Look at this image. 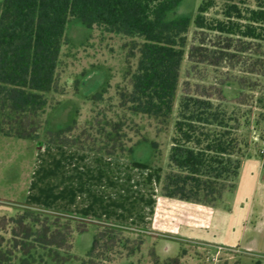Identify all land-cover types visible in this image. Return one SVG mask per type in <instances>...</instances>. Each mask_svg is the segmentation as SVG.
<instances>
[{"label":"trees","instance_id":"trees-1","mask_svg":"<svg viewBox=\"0 0 264 264\" xmlns=\"http://www.w3.org/2000/svg\"><path fill=\"white\" fill-rule=\"evenodd\" d=\"M181 1H0V133L39 137L48 93L58 92V63L72 18L89 27L105 26L109 31L143 38L142 43H134L137 66L128 73L129 87L119 88L118 107L162 121L169 119L175 108L192 21L186 16L166 20V13ZM255 1L252 6L248 0H203L198 7L189 59L194 67L208 64L227 67V71L210 84L186 82L175 120L169 166L162 180L165 196L216 206L225 192L235 187L248 148L241 128L250 123V108L254 105L251 92L255 90L252 79L238 72L256 73L257 61L248 67L251 57L246 54H262L264 46V0ZM210 32L215 38H209ZM229 81L241 87L233 100L224 93ZM104 91L94 93L93 100L101 101ZM111 125L106 139H93L103 143L98 151L111 156L132 153L133 147L127 149L121 135L124 118L111 121ZM72 127L48 130L50 141L75 146L69 143ZM49 220L36 217L33 211L0 215V264H36V248L47 250L50 260L42 259L45 264H66L76 259L71 253L73 233L86 227L77 225L72 229L66 225L62 229L59 220ZM8 226L12 238L6 244L2 232ZM119 240L114 230L96 234L81 264H103L104 254ZM180 258L168 257L163 264H178ZM155 261L161 262L159 258Z\"/></svg>","mask_w":264,"mask_h":264},{"label":"rangeland","instance_id":"rangeland-1","mask_svg":"<svg viewBox=\"0 0 264 264\" xmlns=\"http://www.w3.org/2000/svg\"><path fill=\"white\" fill-rule=\"evenodd\" d=\"M202 1L182 0L166 13V20L186 16L190 17L192 22L181 67L175 108L172 116L164 121L147 114L124 111L118 107L119 88L129 87L128 73L133 72L137 66L138 54L133 52L134 43H142L143 38L109 31L105 26L89 27L81 20L72 18L66 28V40L58 63V92L53 90L48 93L49 104L44 115L45 122L39 137L35 138L39 140V144L46 142L62 145L50 141L47 132L72 125L69 143H74L75 146H64L99 152L98 148L103 143L93 139H106L105 133L112 131L111 121L124 118L121 135L126 148L132 146L133 151L112 156L129 158L144 164L142 169L136 172L140 179H143L139 181L141 194L145 197H161L162 180L169 166L175 120L186 82L210 84L221 78V72L227 71V67L216 68L208 64L194 67L189 59V49L195 43L194 19ZM248 1L255 6V0ZM209 35V38H215L214 33L210 32ZM262 49V54H246V57H251L248 67L251 62L257 61L258 64L254 66L257 72H264V46ZM237 68H240V65ZM257 72H238L252 79L255 90L251 92L254 95V105L250 108V123L241 128L247 138L248 148L242 159L235 187L226 191L223 199L213 206L214 212L200 214L207 226L196 229L197 238L188 237L186 232V229L195 228H186L179 223L180 218L182 220L190 209L186 204H181L179 198H172L168 205L169 216L176 218L174 225L178 223L182 226L176 233L169 230L153 231L122 222L96 220L44 205L17 204L10 201L12 198H25L32 174L37 147L35 149L32 140L28 138L13 137L7 140L2 136L0 140V202L7 201L2 203L12 207L7 211L0 208V214L5 212L6 215L13 216L33 211L36 217L40 216L42 220L47 217L49 222L59 220L62 229H65L66 225H71L72 229L77 225L86 227L83 231H74L71 253L76 259L66 264H81L94 244L95 235H100L106 229L114 230V235L120 240L104 254L103 264H163L168 257L177 256L181 257L178 264H264V173L261 168L264 153L260 152L259 141L260 136L264 137V75ZM102 89H105L103 99L94 101V93ZM240 90L241 87L234 81H229L224 87V93L229 100L235 99ZM23 183L26 187H23ZM155 205L156 202L150 209L152 214ZM195 212L192 209L189 213ZM149 217L152 215L149 214ZM38 228L39 224L36 223V229ZM7 229L2 232L6 237V244L10 243L12 238L10 226ZM33 253L36 264H45L43 261L50 260L46 255L47 250L36 248ZM19 255L23 256L22 253ZM109 258L113 261H109ZM157 258L160 263H156Z\"/></svg>","mask_w":264,"mask_h":264},{"label":"crops","instance_id":"crops-1","mask_svg":"<svg viewBox=\"0 0 264 264\" xmlns=\"http://www.w3.org/2000/svg\"><path fill=\"white\" fill-rule=\"evenodd\" d=\"M2 136L7 140L15 137L0 133V140ZM31 140L35 149L37 147L32 174L25 198L10 200L17 204L44 205L96 220L143 226L153 231L169 230L176 233L182 226L192 227L195 230L186 229L187 236L195 238L196 229L207 226L200 214L212 213L215 210L210 205L177 198L181 204L190 207L189 212L192 209L196 212L185 213L179 222L182 226L178 223L174 225L176 218L170 217L168 212L172 197L165 195L145 197L141 194L139 181L143 179H140L136 172L142 169L144 164L136 163L129 158L107 156L100 152H89L46 142L39 144V140ZM261 168L264 173V159ZM23 187H26L25 183ZM2 202L7 201L0 202L1 209L5 211L12 209ZM154 202L156 205L152 214L150 209ZM149 214L152 217H149Z\"/></svg>","mask_w":264,"mask_h":264},{"label":"built area","instance_id":"built-area-1","mask_svg":"<svg viewBox=\"0 0 264 264\" xmlns=\"http://www.w3.org/2000/svg\"><path fill=\"white\" fill-rule=\"evenodd\" d=\"M259 141L261 142L260 152L264 153V137L260 136Z\"/></svg>","mask_w":264,"mask_h":264}]
</instances>
